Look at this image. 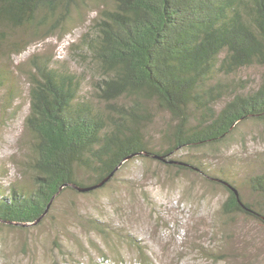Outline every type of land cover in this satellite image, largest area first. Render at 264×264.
Wrapping results in <instances>:
<instances>
[{
  "label": "trees",
  "instance_id": "16d2710c",
  "mask_svg": "<svg viewBox=\"0 0 264 264\" xmlns=\"http://www.w3.org/2000/svg\"><path fill=\"white\" fill-rule=\"evenodd\" d=\"M92 2L97 14L79 55L100 69L94 95L80 94L74 72L33 57L25 121L33 153L24 163L32 183L0 184V223H40L57 195L95 193L123 164L150 157L205 174L228 193L223 213L264 224V172L249 176L250 200L234 181L207 175L196 157L169 158L185 149H219L239 123L264 122V79L253 89L246 81L210 83L217 71L264 65V0H0V56L65 29ZM7 72L0 65V90ZM154 107L172 119L161 149L147 137Z\"/></svg>",
  "mask_w": 264,
  "mask_h": 264
},
{
  "label": "rangeland",
  "instance_id": "374dc122",
  "mask_svg": "<svg viewBox=\"0 0 264 264\" xmlns=\"http://www.w3.org/2000/svg\"><path fill=\"white\" fill-rule=\"evenodd\" d=\"M97 6L92 2L65 29L34 40L21 53L0 56V65L9 71L0 90V184L4 188L32 183L24 163L33 153L25 123L33 57L49 58L55 67L74 72L81 80L80 94L94 95L100 69L89 55L83 59L79 54ZM263 79L264 65H250L232 75L217 71L210 83L246 81L253 89ZM154 112L147 137L153 148L161 149L166 146L162 132L172 119L164 110ZM184 157L201 160L207 175L234 181L252 200L248 178L264 172V122L239 123L219 149H185L169 155ZM211 181L199 171L180 170L150 157L133 158L95 193L66 190L57 195L40 223L22 228L0 223V264H101L102 255L109 256L111 264H264V224L244 214L223 213L228 193Z\"/></svg>",
  "mask_w": 264,
  "mask_h": 264
},
{
  "label": "built area",
  "instance_id": "2783aa9c",
  "mask_svg": "<svg viewBox=\"0 0 264 264\" xmlns=\"http://www.w3.org/2000/svg\"><path fill=\"white\" fill-rule=\"evenodd\" d=\"M111 262H112L111 258H105L103 256H102V259L100 260L101 264H111ZM98 264H99V262H98ZM118 264H125V263L121 262V263H118Z\"/></svg>",
  "mask_w": 264,
  "mask_h": 264
},
{
  "label": "water",
  "instance_id": "95a60500",
  "mask_svg": "<svg viewBox=\"0 0 264 264\" xmlns=\"http://www.w3.org/2000/svg\"><path fill=\"white\" fill-rule=\"evenodd\" d=\"M80 188V187H79ZM81 190H86V189H89V188H80Z\"/></svg>",
  "mask_w": 264,
  "mask_h": 264
}]
</instances>
